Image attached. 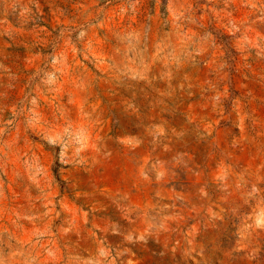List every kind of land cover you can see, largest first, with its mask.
<instances>
[{"label":"rangeland","instance_id":"374dc122","mask_svg":"<svg viewBox=\"0 0 264 264\" xmlns=\"http://www.w3.org/2000/svg\"><path fill=\"white\" fill-rule=\"evenodd\" d=\"M0 264H264V0H0Z\"/></svg>","mask_w":264,"mask_h":264}]
</instances>
